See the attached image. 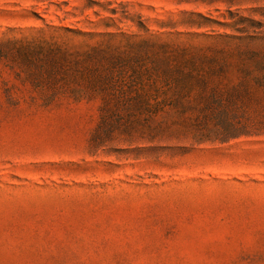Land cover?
<instances>
[{
	"label": "rangeland",
	"instance_id": "obj_1",
	"mask_svg": "<svg viewBox=\"0 0 264 264\" xmlns=\"http://www.w3.org/2000/svg\"><path fill=\"white\" fill-rule=\"evenodd\" d=\"M262 59L264 0H0V264H264Z\"/></svg>",
	"mask_w": 264,
	"mask_h": 264
},
{
	"label": "trees",
	"instance_id": "obj_2",
	"mask_svg": "<svg viewBox=\"0 0 264 264\" xmlns=\"http://www.w3.org/2000/svg\"><path fill=\"white\" fill-rule=\"evenodd\" d=\"M253 51H257L256 49H254ZM258 71L262 74H260L259 77H257V81L260 83L258 84L259 86H261L263 89H264V59L262 60H259V63H258ZM244 127L241 126L240 128H238V133H243L242 131H244ZM225 136L224 137H227L229 135H231V132H229L228 130H225Z\"/></svg>",
	"mask_w": 264,
	"mask_h": 264
}]
</instances>
